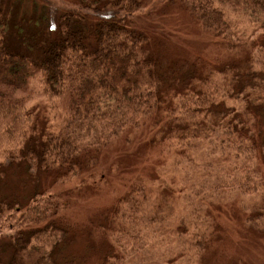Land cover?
Instances as JSON below:
<instances>
[{
	"label": "rangeland",
	"instance_id": "374dc122",
	"mask_svg": "<svg viewBox=\"0 0 264 264\" xmlns=\"http://www.w3.org/2000/svg\"><path fill=\"white\" fill-rule=\"evenodd\" d=\"M11 2V16L17 23L14 30L21 29L19 37L27 42L31 34V40H38L48 26L52 32L58 15L68 7L66 0ZM214 7L230 24L218 37L202 26L182 0H142V8L131 17L134 29L148 37L141 44L154 57L156 66L150 64L151 71H165L177 64V71H183L178 89L174 87L178 94L175 89L176 114L171 119L161 113L146 119L138 131L129 132L130 145L123 133L102 148L95 166L71 181L55 182L16 161H0V201L14 199L25 205L37 188L43 202H54L64 192L73 198L64 209L67 221L61 224L68 240L61 243L57 240L60 233L43 232L33 242L38 251L35 258H41L40 251L52 254L53 264H264V194L254 197L215 190L216 185L235 181L232 177L237 182L247 178L233 168L235 157L240 154L242 166L247 154L238 149L239 142L255 127L259 129L257 139L264 135V22L248 10ZM222 37L231 49L223 46ZM32 44L24 47L32 48ZM206 82L221 90V95L209 102L203 99L202 112L195 120L186 116L178 120L181 103L197 106ZM41 85H36V93L27 95L26 107L34 114L37 133L40 127L49 133L57 127L54 116L58 111L38 91ZM167 120H172L168 126ZM181 127L185 132L180 136ZM137 149L142 163L127 166L136 160ZM257 163L264 174L261 159ZM138 175L145 179V193L157 222L143 237L138 254L119 258V251L109 247L97 227ZM15 224L11 219L0 222L1 264L11 258V250L3 243L16 230ZM54 240L56 249L48 253Z\"/></svg>",
	"mask_w": 264,
	"mask_h": 264
},
{
	"label": "trees",
	"instance_id": "16d2710c",
	"mask_svg": "<svg viewBox=\"0 0 264 264\" xmlns=\"http://www.w3.org/2000/svg\"><path fill=\"white\" fill-rule=\"evenodd\" d=\"M182 3L217 37L226 33L230 24L216 5L240 12L248 10L264 22V0H182ZM11 4V0H0V161H16L28 171L53 177L55 182L74 180L83 170L95 166L102 148L123 133L126 134L123 139L130 145L133 140L129 132L138 131L146 119L157 113L168 119L176 114L173 93L182 81L183 71H177L179 64L165 71H151L150 64L156 66L154 57L141 44L148 37L136 31L131 22V17L142 8V0H66L68 7L58 15L52 32L48 26L38 40H31V34L28 42L24 36L19 37L21 29L14 30L17 23L11 16ZM221 41L225 48H232L224 43V38ZM29 42L33 43L32 48L24 47ZM261 55L264 65V49ZM39 83L42 85L38 91L58 111L54 116L57 127L49 133L43 127L37 133L34 114L26 107L27 95L36 93ZM220 91L206 82L205 89L199 92L201 101L197 106L181 103L178 120L185 116L195 120L202 112L199 109L203 107L202 100L209 102L219 97ZM170 122L167 120V126ZM178 129L179 135H183V128ZM258 131L253 128V133L247 132L249 137L239 142L238 149L248 155L239 166L238 154L233 165L235 173L247 178L237 182L232 177L235 181L216 185L215 190L254 197L264 194V174L257 163L261 159L264 164V135L257 139ZM138 150L134 151L137 157L134 163L127 166L142 163ZM134 178L97 227L109 247L119 251V258L138 254L143 237L157 222L146 196L144 177ZM41 195L39 188L34 189L22 206L14 199L0 201V222L16 220L13 225L16 230L3 243L12 253L7 264H53L52 254L39 251L41 258H35L38 251L33 242L47 232L60 233L57 240L61 243L69 238L65 239L67 230L61 224L67 221L64 209L73 198L64 192L55 196L54 202H43ZM90 226L88 222L87 227ZM57 240L48 253L54 252Z\"/></svg>",
	"mask_w": 264,
	"mask_h": 264
}]
</instances>
